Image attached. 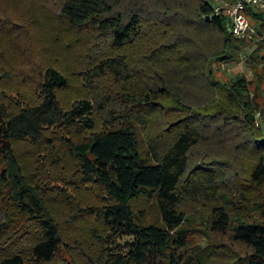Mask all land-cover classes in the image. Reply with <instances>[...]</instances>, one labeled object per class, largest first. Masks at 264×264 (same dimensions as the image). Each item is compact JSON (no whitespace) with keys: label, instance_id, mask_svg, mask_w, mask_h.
Wrapping results in <instances>:
<instances>
[{"label":"trees","instance_id":"obj_1","mask_svg":"<svg viewBox=\"0 0 264 264\" xmlns=\"http://www.w3.org/2000/svg\"><path fill=\"white\" fill-rule=\"evenodd\" d=\"M47 1H43L44 6ZM55 1L61 22L73 28H91L111 47H130L151 39L154 44L146 59H165L164 71L139 74L129 65L127 54L110 52L80 74L89 85L109 74L122 90L93 85L98 90L92 97L67 106L59 92L68 86V76L49 66L42 75L38 99L13 104L0 96V195L5 194L0 198L29 219L22 233L36 236L20 243L10 240L15 217L0 210V264L50 263L64 246L76 253L72 263L77 264H209L198 253H188L182 207L201 199L219 202L221 181L214 169L191 168V153L203 141L204 127L196 120L198 111L188 103L183 84H192L204 74L211 76L205 63L208 59L191 52L177 31L200 20L221 37L225 61L233 56L231 49H241L253 38H235L227 30L226 18L214 14L209 0H200L195 6L184 0ZM246 14L252 24L258 23L259 33L264 32V14L252 8H247ZM171 70L182 73L179 83H173L174 77H166ZM4 77L10 75L3 72L0 78ZM219 87L232 103L241 106L247 122H253L247 78L240 77L228 88ZM116 93L127 100V105L121 104L123 99L114 96ZM171 94L177 108L186 114L172 120L164 118L162 131L154 134L153 123L157 121L153 107L157 104L163 111L158 101L161 95ZM59 126L67 131L65 137L46 135L48 129ZM141 127L147 131L144 149L138 132ZM83 128L92 133L85 136ZM255 141L260 156L248 177L236 186L238 195L226 199L227 205L213 208L217 214L213 228L222 233L232 229L233 238L252 250L232 264H264V139L256 137ZM18 143L29 145L32 161L39 156L35 149L44 148L53 161L51 166L60 173L49 176L45 186L35 181L39 175L29 181L25 159L16 149ZM237 181L235 178V184ZM246 189L257 191L260 198L253 200ZM68 190L95 198L83 205ZM145 198L156 200L158 222L145 223L139 215L143 212L137 213L134 204ZM56 205L67 208L66 214L56 215ZM257 211L263 216L256 217ZM78 229H83L79 235L64 233L71 230L78 234ZM123 235L132 236V241L117 250L115 243Z\"/></svg>","mask_w":264,"mask_h":264},{"label":"rangeland","instance_id":"obj_2","mask_svg":"<svg viewBox=\"0 0 264 264\" xmlns=\"http://www.w3.org/2000/svg\"><path fill=\"white\" fill-rule=\"evenodd\" d=\"M43 1L0 0V74L5 72L10 75V77L0 78V96L5 100L8 99L14 104L16 101L33 102L38 99L41 96L42 75L49 66L56 67L68 76V86L59 92L60 99L67 106L85 97H92L100 87L104 90H122L123 86L109 74L97 83H93L99 86L98 89L89 85L85 80V75L80 74L81 71H87L101 57L107 56L106 54L110 52L127 54L129 65L138 70L139 74L144 75L145 72L153 74L155 69H159L163 74L165 59H161L163 62L160 59H146L154 44L151 39L141 40L130 47H111L107 40L95 30L88 27L73 28L61 22L55 13V0H48L47 6H44ZM184 1L195 6L200 0ZM209 1L213 5L217 4V0ZM5 21H10V23ZM253 24L257 27V36L248 41L247 46L241 49H231L233 56L227 61L223 60L226 53L223 51L221 37L200 20L192 22L189 26L184 25L177 31L183 43L186 46L190 45L191 52L203 55V59H208L205 63L211 76L209 78L207 74H204L201 78L197 77L199 79H193L192 84L189 82L183 84L188 103L198 111L196 120L204 127V139L191 153V168L214 169L221 181L219 202H207L201 199L202 201L189 202L182 207L186 216L184 230L188 235V253H198L209 264H232L252 253L251 248L233 238L232 229L229 228L226 233H222L213 228V222L217 218L213 208L218 205H227L226 199L230 201L238 195L236 186L241 185L243 179L248 177L260 156V153L256 152L255 139L256 137L264 139V32L259 33L257 22ZM199 25L201 27L198 29ZM221 51L223 54H220ZM177 73L179 71L173 73L171 70L166 77L169 79L174 77L176 79L172 80L173 83H179L183 76L182 73ZM240 77H246L250 82V98L254 107L253 122H247L241 106L232 103L219 87L228 88ZM209 80L217 84L208 85L211 83ZM114 96L122 98L118 93ZM126 102V99L121 100V104L127 105ZM158 102L164 107L163 111L170 109L165 114L161 106L156 104L153 107L154 121L161 123V125L153 123L154 134L162 131V126L166 124L164 118L172 120L186 114L177 108L173 94L171 96L161 95ZM206 103L208 104L205 105ZM98 119V123L102 124V118L98 116ZM83 129L85 136L92 133L88 129ZM138 132L144 149V138H147V131L141 127ZM47 134L54 138L65 137L67 131L63 126H59V128L48 129ZM34 147L37 148V146ZM16 149L25 159L24 171L30 178H27L29 181L31 177L39 175L35 181L45 186L49 176H56L60 173V169L51 166L53 161L49 159L50 156L46 154L44 148L35 149L39 151V156L35 161L30 160L27 143H18ZM2 169L3 166H0V171ZM41 169L42 175H40ZM71 170L69 167L68 171ZM235 178L238 179L236 184ZM49 183L56 184L52 181ZM68 191L76 200H81L79 202L83 205L92 202L91 200L95 198L87 199L88 195L83 192ZM246 191L253 200L260 198L257 191L253 189H246ZM222 193L223 196H221ZM3 195L5 194L0 197ZM155 202L154 198H145L134 204L138 214L143 212V216L139 214L143 222L159 221V211ZM61 207L55 206L56 215L66 214L68 209L64 210L62 205ZM2 209L15 217V225L11 230L13 235L10 240L15 239L20 243L30 240L29 236L32 240L35 239L34 235L28 236L22 233V227L28 223L29 219L21 216L15 207H10L0 198V210ZM230 210L228 206V211ZM254 215L263 216L260 211ZM78 230V234L71 230H65L64 233L72 237L79 235L80 231L83 232V229ZM130 241H132V236L123 235L115 243V248L120 250ZM73 254L74 259L77 258L76 253L64 246L53 261L44 264H77L74 261L72 263ZM84 259L86 260L85 257Z\"/></svg>","mask_w":264,"mask_h":264},{"label":"built area","instance_id":"obj_3","mask_svg":"<svg viewBox=\"0 0 264 264\" xmlns=\"http://www.w3.org/2000/svg\"><path fill=\"white\" fill-rule=\"evenodd\" d=\"M247 8L264 14V0H235L234 2L217 0V4L214 5V14L223 15L226 18L227 30L235 38L249 37L254 39L258 30L250 22L246 14Z\"/></svg>","mask_w":264,"mask_h":264},{"label":"water","instance_id":"obj_4","mask_svg":"<svg viewBox=\"0 0 264 264\" xmlns=\"http://www.w3.org/2000/svg\"><path fill=\"white\" fill-rule=\"evenodd\" d=\"M206 19L209 20L210 19V16H207Z\"/></svg>","mask_w":264,"mask_h":264}]
</instances>
